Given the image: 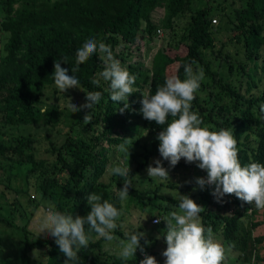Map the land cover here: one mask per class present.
<instances>
[{
	"label": "trees",
	"instance_id": "obj_1",
	"mask_svg": "<svg viewBox=\"0 0 264 264\" xmlns=\"http://www.w3.org/2000/svg\"><path fill=\"white\" fill-rule=\"evenodd\" d=\"M183 12L187 16L181 32L167 42L174 51L159 48L148 67H142L139 56L126 58L130 56L131 45L139 53L136 40L140 34H146L149 38L153 31L156 35L160 34L159 28L162 26L172 29L173 18ZM229 14L222 7L204 0H0L2 122L16 125L31 118L34 111H39L36 101L45 98L44 86L54 84V60L66 57L67 64L61 61V66L68 68L71 75L76 51L89 38L103 40L110 45L121 66L136 76L134 88L138 91L128 97L129 108L121 114L119 108L123 107V102L110 100L108 83L101 80L99 87L90 83L91 78L104 68L99 54H94L73 75L86 91L101 92V100L92 110L83 109L75 113L60 141L55 142L47 137L46 157L36 156L37 139L30 132L15 134L8 143L0 140V154L13 158L11 160L16 168L24 164V174L35 177L34 190L40 194L35 198L34 206L42 196L49 198V206L57 211L73 217L84 216L90 210L87 196L95 192L120 209V201L117 193H113L112 186L121 188L123 178L108 174L107 179H103L102 175L109 164L119 155H124L118 151V145L125 139L132 140V150L135 140L126 136L127 130L135 129L138 133L140 128L137 127L140 125L149 134L148 143L143 144L138 153L141 160L130 168L129 178L132 182L134 174L143 166H155L150 162L151 156L160 155L156 136L162 127L154 121L145 120L140 113L142 92L151 89L154 94L156 88L163 86L165 79L171 75L185 79L183 66L193 60L196 61L193 69L202 68L206 78L200 82V88L191 102L192 111L197 112L204 125L212 131L221 128L233 130L242 165L264 163V119L259 110L260 105L264 104V0H239ZM214 15L224 22L219 23L217 29L218 46L213 35L216 29L211 23ZM229 44L232 45L231 50L225 48ZM206 53L212 54V59H215L214 67ZM230 75H234L236 84L229 81ZM199 91L206 95L207 102L200 99ZM80 92L83 104L85 92ZM89 111L92 121L85 125L82 119ZM161 162L165 168L169 167L168 161L161 159ZM180 164L178 162L175 166ZM162 185L170 188L167 192L175 189L179 192H172L171 195L162 193ZM194 187L191 180L179 183L158 181L144 188L133 185L128 198L141 205L153 206L156 204L154 199H160L163 204L155 212L159 214L170 206L178 208L180 196L188 195L205 208L199 214L202 225L205 228L210 226L222 244H229L239 251L241 259L248 260L250 253H254V242L262 236L260 233L253 235L248 229L249 226L256 227L261 221L251 219L248 223L247 220L241 222L246 225L243 231L240 218H251L256 210L255 205L244 203L235 195H226L218 202L211 195V186L206 185L203 190L198 187L193 190ZM177 193H180L179 197ZM44 205H47L45 209L49 208L48 204ZM7 211L6 216L0 213V222L11 225L13 211L10 207ZM166 215H153L147 219V223H140L128 233L143 232L146 226L157 230L163 226L162 219ZM157 218L161 219L160 222L154 223ZM13 225L22 232L21 246L18 245L15 252L20 256L21 264H64L66 257L53 237L31 234L22 221ZM85 231L89 232L87 225ZM114 233L125 238L120 228ZM239 236L241 239L237 240L235 247L233 239ZM144 237L140 241L144 253L137 249L135 257L128 261L112 253L109 258H100L98 253L102 252L104 239L90 240L89 246L78 253L79 264H139L145 254L151 255L154 250L145 245ZM149 238L154 239V236ZM40 248H43L45 258L29 262L32 259L30 254L41 253L38 251Z\"/></svg>",
	"mask_w": 264,
	"mask_h": 264
},
{
	"label": "clouds",
	"instance_id": "obj_2",
	"mask_svg": "<svg viewBox=\"0 0 264 264\" xmlns=\"http://www.w3.org/2000/svg\"><path fill=\"white\" fill-rule=\"evenodd\" d=\"M94 54H99L104 68L91 78L90 83L99 87L101 80L107 82L110 100L115 103L123 102V107L119 108L122 114L129 108L128 97L138 91L134 88L136 76L121 66L110 45L103 40L89 38L77 49L71 75L68 74V68L61 66V61L67 64L66 57L54 60V87L62 93L72 88L85 92L83 104L77 105L69 99L64 105L70 114L83 109L92 110L100 102L102 93L83 89L73 73L78 72L79 66ZM194 64L196 61L193 60L183 66L185 79L171 75L165 79L163 86L156 88L154 94L151 89L142 92L140 113L145 120L154 121L162 127L156 136L160 157L168 161L169 167H174L183 158L186 163H195L205 171L206 176L194 178L193 190L196 187L203 190L206 185L211 186V195L218 202L226 195H235L244 203L264 209V163L250 162L242 165L233 130L221 128L212 131L209 126L204 125L200 115L192 111L191 102L204 79L203 69L197 67L194 71ZM259 110L264 119V104L260 105ZM39 111L46 114L49 108L45 105ZM90 112H85L83 116L85 125L92 121ZM131 145L132 140L128 139L118 145V151L124 154L127 164H116L108 168L110 175L123 178V186L117 189L120 209L103 200L100 194L91 192L87 196L90 210L84 216L73 217L49 206L34 219L33 227L37 236L46 234L54 238L60 252L66 257L64 264H79L78 253L82 248H87L92 240L89 233H95L97 239L102 238L107 242L116 241V255L123 261L134 258L137 249L144 253L140 242L145 236L143 232L126 233L124 239L114 235L118 228L117 221L123 214V205L129 197V189L133 187L128 164ZM153 163L155 166L149 164L146 168L147 176L160 182L170 180L168 169L163 166L161 159H155ZM204 210L202 205L188 195H181L177 210L169 212L162 219L165 222L164 241L167 245L161 253L165 258L164 264H224L225 248L213 239V229L210 226L205 228L200 221L199 214ZM160 220L157 218L154 223H159ZM85 225L89 229L87 233ZM145 243L148 241L145 240ZM139 264H157V260L154 256L145 254Z\"/></svg>",
	"mask_w": 264,
	"mask_h": 264
},
{
	"label": "rangeland",
	"instance_id": "obj_3",
	"mask_svg": "<svg viewBox=\"0 0 264 264\" xmlns=\"http://www.w3.org/2000/svg\"><path fill=\"white\" fill-rule=\"evenodd\" d=\"M204 1L222 7L227 14L230 13L229 15H231V9L239 4V0H204ZM192 2H195V0H192ZM186 16L187 13L183 12L181 15L174 17L172 23L173 25L172 29H170L169 27L162 26L161 28H159L161 32L159 35H156L157 33H153L154 31L151 33L152 36L150 35L149 38H147L146 34H142V35L140 34L138 39L136 40L139 46L138 47L139 53L136 52L135 48L134 49L132 48L133 45H131L130 56L127 55L126 58L133 59L139 56V58L142 60L140 61L142 67H148L150 60L156 56V54L159 51V48L164 49L167 52H170L172 50L174 51L175 49L171 48V46L167 42H169V40H172V38L177 37V35L181 32L182 30L181 27L184 23V20L186 19ZM213 17L214 19L213 20L211 19V23H212V27L213 28L215 27L216 29L213 31V35L215 38V45L218 46L219 35L217 29L219 23L224 24V22L222 23V21H220L218 15L217 16L214 15ZM139 33H141V31ZM2 42L3 40L0 39V54L3 53ZM225 48L231 50L232 45L231 44L225 45ZM205 56L210 59L211 66L214 67L215 59H212L213 58L212 54L206 53ZM223 70H224V66H222L221 68V71ZM233 76L234 75L228 76L229 77L228 79L231 83L234 82L236 84L237 80ZM205 78L206 76L204 74V79ZM43 91L45 93V98L37 100L36 105L38 107L47 105L49 111L46 114H41L40 111H34V114L31 118H28L25 121H20L18 124L14 125V124H8L2 122L1 120L2 112L0 111V140H2L5 143H8L15 136V134L30 132L37 139L36 156L38 157L47 156L48 152L46 153L44 151L45 148L47 147L46 145L48 142L47 137H49L55 142L60 141L63 133L67 130L70 121L74 119L75 113L70 114L67 111V109L64 107V105L67 104L69 99L71 100L72 103H75L77 105L82 104V96H81L82 93L80 92L81 91L80 89L72 88L62 93L59 92L54 87L53 84V85L44 86ZM198 94L203 102H207L206 95L203 94V91H199ZM137 128H140L138 133H136L135 129L127 130L126 132V136L129 139L134 138L135 140V143L131 148L132 150H130V156L128 160L129 168L133 167L137 160H141L138 153L142 149V145L147 144L149 140L148 131L141 129L140 125H138ZM11 159L13 158H5L3 157V155L0 154V213L3 216H6V211L8 210L9 207L13 211V218L10 219V221H12L11 225H7L5 223L0 222V247L2 249L0 250V264H21L20 256L16 255L15 252L18 251L17 250L18 245L19 247L21 246L20 241L22 237V232L19 228L18 229L15 228L13 223L21 224L22 221L23 224H25V227L31 231V234L36 233L33 227L34 219L45 209V206L47 205L44 204H48V207L49 205H51V201L49 200V198L40 196L39 199V201L41 200L39 202L40 204L36 203V205L34 206L33 204L34 200L37 197V195L40 194L38 191L34 190V184L36 183L35 177L32 176L31 174L25 175L24 174L25 165L21 164L18 168H16L17 166L14 164V162ZM155 159H162V158L160 157V155L151 156L150 162L153 163ZM179 162L182 163V165L180 164L175 167H167L170 180L177 181V183L191 180L192 186H195L194 178L200 176L201 177L206 176V172L199 169L195 163H186L183 158ZM113 163H118L121 166H125L127 164V159L124 155L121 156L119 155L118 159L114 160L109 165L112 166ZM146 168L147 166H143L140 169V171L134 174V180L132 182L134 186H137L139 188H144V187H150L154 183L158 182V180L149 178L147 176ZM106 171L102 175L103 179H107L108 177L109 173ZM8 173L11 174L8 175ZM117 189H119L117 185L112 186L113 193H117ZM167 189L170 188L162 185L160 191L167 195H171L172 192L174 193L179 192L175 188H172L175 190H171V192H167ZM176 196L179 197L180 193H177ZM154 202L156 203L154 204V206L150 204L141 205L138 201L134 200L133 198H128L122 208L123 214L117 221L118 228H120L122 232L126 234L129 231H133L131 229H135L138 225H140V223H145V222L147 223L149 218L153 215H158L160 217V215H165L171 211L177 210V207L170 206L167 208L168 210L167 209L165 211L161 210L159 214H155L156 211L157 212L159 211L158 207H160L161 204H163V201H161L158 198H155ZM120 206H121V202H120ZM144 216H146V218L143 219ZM251 219L253 220L260 219L261 222L260 224L257 225V227L254 226L250 228L249 226L248 230L253 235L258 234L259 232L260 234H262L261 239L264 240V209L256 208L255 213L252 215L251 218H247V217L240 218L241 230L244 231V228L246 227L245 223H241V222L247 220L246 222L248 223V221H250ZM164 230H165V222L163 223V226H160V228L157 230H155V228H153L152 226L149 227L146 226L143 229V233L145 234L143 240L144 242L145 240L148 241V243H145L147 247L150 246L154 249L152 250L153 254H151V256H154L156 258L157 264H164L165 258L161 254L162 251L167 246L164 241V234H165V232H163ZM251 233L250 236L252 235ZM213 234H214L213 239L219 242L220 244H222L220 237L216 235V233L214 232ZM114 235L119 239H124L122 235L117 236L116 233H114ZM40 236L51 238V236H48L46 234H41ZM149 236H154V239H150ZM95 238L96 236L92 235V240H94ZM238 239H241V237L239 236L237 237V239L236 238L233 239L234 241L233 245L235 247ZM239 241L241 242V240ZM222 245L225 248V253H226V260L224 261V264H260V263L264 264V253H261V246L263 245L256 246V248H254L253 254H256L255 258L259 257L257 261L251 259L249 261L243 260L241 259V257H239L240 253H238L236 249L231 248L230 246H228L229 244L227 243ZM259 245H260V241H259ZM38 251H41V253L30 254V257L32 259H30L29 262L45 258V253H42L43 248L38 249ZM101 251H102L101 253H98V256L100 258L103 257L109 258L110 257L109 255L111 253L116 254L118 252V244L116 241L107 242L104 240L101 245Z\"/></svg>",
	"mask_w": 264,
	"mask_h": 264
},
{
	"label": "crops",
	"instance_id": "obj_4",
	"mask_svg": "<svg viewBox=\"0 0 264 264\" xmlns=\"http://www.w3.org/2000/svg\"><path fill=\"white\" fill-rule=\"evenodd\" d=\"M257 227V226H256ZM259 233V232H258ZM259 241H260V245H259ZM264 240L263 239H261V240H256L254 243H255V248H256V246H261V245H263V246H261V253H264ZM238 253H239V251H237ZM244 254V253H243ZM255 256H256V254H253V253H250V257H249V259H248V261L251 259V260H255V261H257V259L259 258V257H257V258H255ZM243 260H245V259H243ZM260 264H262V263H260Z\"/></svg>",
	"mask_w": 264,
	"mask_h": 264
}]
</instances>
